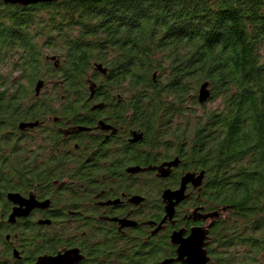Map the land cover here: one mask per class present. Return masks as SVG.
<instances>
[{
  "label": "trees",
  "instance_id": "1",
  "mask_svg": "<svg viewBox=\"0 0 264 264\" xmlns=\"http://www.w3.org/2000/svg\"><path fill=\"white\" fill-rule=\"evenodd\" d=\"M95 63L134 94L153 147L177 144L207 173V199L227 208L212 264H264V0H0V139L57 114Z\"/></svg>",
  "mask_w": 264,
  "mask_h": 264
},
{
  "label": "flooded vegetation",
  "instance_id": "2",
  "mask_svg": "<svg viewBox=\"0 0 264 264\" xmlns=\"http://www.w3.org/2000/svg\"><path fill=\"white\" fill-rule=\"evenodd\" d=\"M104 67L106 74L93 67L82 87L61 93L57 114L0 139V264L69 252L68 264H184L172 237L187 239L195 228L209 231L212 264L213 231L227 208L207 199V173L177 144L151 145L160 138L139 122L134 94L113 88ZM64 83L50 82L49 93ZM202 173L201 186L187 184L184 198L172 201L170 218L166 193Z\"/></svg>",
  "mask_w": 264,
  "mask_h": 264
},
{
  "label": "water",
  "instance_id": "3",
  "mask_svg": "<svg viewBox=\"0 0 264 264\" xmlns=\"http://www.w3.org/2000/svg\"><path fill=\"white\" fill-rule=\"evenodd\" d=\"M59 0H5V4L11 6H19V7H29L34 5H39L43 3H55ZM55 62V67H59V61L56 57L51 59ZM96 68L99 72L106 74L107 69L103 68V65H96ZM44 81H40L36 88V95L39 96L41 90L44 88ZM211 84L205 83L201 86L198 92V100L200 105L205 104L209 98L211 97ZM90 90L92 95L96 90V84H91ZM39 125L38 122L33 123H21L19 125L20 131H25L26 129H34ZM178 160L170 164H166L163 168L177 166ZM195 174H187L183 179L182 189L177 192H168L166 193V197L170 201L169 207V217L172 218L174 216V205L172 203L173 200H177L180 202L184 197L183 193L185 191V187L189 183H194L196 186H201L204 180V173H202L198 178H195ZM218 213L213 215H208L205 218H213L217 217ZM209 231L204 228H195L192 230L191 235L187 239H183L182 233L174 234L172 237V241L174 244L179 245L178 255L179 260L184 264H209L210 258L208 256V252L206 250L208 240ZM70 253L69 252L64 256H60L57 258H42L38 264H68L70 262Z\"/></svg>",
  "mask_w": 264,
  "mask_h": 264
},
{
  "label": "rangeland",
  "instance_id": "4",
  "mask_svg": "<svg viewBox=\"0 0 264 264\" xmlns=\"http://www.w3.org/2000/svg\"><path fill=\"white\" fill-rule=\"evenodd\" d=\"M50 55H51V54L48 55V56H49L48 59L50 60V64L53 65V63L55 64V62L52 61L51 59L54 58V57H56V54H52L51 56H50ZM56 59H57L58 61L60 60V61H59V67H61L62 64H64V60H63L62 58L59 59L58 57H56ZM61 62H62V63H61ZM94 65H103V64H102V63H95ZM94 65L92 66V68L94 67V68L97 70L96 66H94ZM92 68L90 69V73L93 72ZM103 68L106 69V68L104 67V65H103ZM44 87H45V86H44ZM45 88H46V87H45ZM47 88H49V87H47ZM210 89H211V87H210ZM44 92H46L45 89H44ZM211 92H212V91H211ZM207 102H208V101H207ZM210 106H212V104H211ZM210 106H209V107H210ZM196 110H197L196 112L198 113V109H197V108H196Z\"/></svg>",
  "mask_w": 264,
  "mask_h": 264
}]
</instances>
